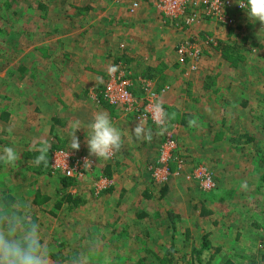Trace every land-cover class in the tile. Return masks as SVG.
<instances>
[{
  "label": "rangeland",
  "instance_id": "obj_1",
  "mask_svg": "<svg viewBox=\"0 0 264 264\" xmlns=\"http://www.w3.org/2000/svg\"><path fill=\"white\" fill-rule=\"evenodd\" d=\"M4 3L8 6H3ZM143 3L150 7L147 1ZM126 6L122 0H0V113H8L6 118L0 117V150L14 146L19 152L16 165L3 164L0 168V199L4 200L3 194H6L31 202L36 191L50 197L41 207H32L46 243L52 248V256L56 255L57 259L66 256L67 260L55 262L51 258L49 264H68L79 248L86 256L88 263L85 264L100 261L107 264L108 257L114 264H136L141 256L145 257L144 264H157L144 248H127L122 240L103 239L110 250L105 251L103 257L94 253L100 245L95 243L97 236L109 235L111 231L100 220L103 215L109 216L108 212L114 210L113 203L120 199L145 202L135 211L126 213L125 218H136L147 210L148 203L155 206L154 211L163 205L165 210H175L180 217L172 218L175 264L196 263L190 260L189 253L205 233L209 234L212 247L222 250L214 253L212 259L213 250L204 252L202 264L209 259L206 264H225L229 259L234 264H264V235L253 227V223L259 225L264 218L263 212H257L264 207V191L257 190L264 166L256 156L257 152L264 156V25L252 23L245 11L232 14L234 21L229 26L216 23L202 16L203 4H200L201 15L191 26L153 11L157 18L153 23L164 31L170 43H165L167 46L162 49L142 51L152 63L145 60L146 64L143 59L125 55V47L128 45L131 49V43L113 38L123 39L122 35L129 30H143V20L136 25L128 24L129 20L124 17ZM220 31L225 36L221 43L234 46L232 57L228 54L234 66L222 58L217 48L221 38H216L215 33ZM209 38L214 41L209 42ZM185 41L194 43L199 55L179 64L170 54ZM142 44L146 47L148 43ZM206 59L211 64H207ZM117 62L135 77L152 68L154 88H167L166 93L160 95L161 106L165 107L164 127H155V124L149 127L151 123L124 110L114 107L110 110L102 100L99 92L107 80L106 69ZM18 67L25 70L20 72ZM212 72L215 77L221 75L218 90ZM71 93L76 97L72 95L69 100L66 96ZM197 93L200 96L193 100ZM171 101L174 106L168 105ZM54 108H59L55 115L65 124L52 127L46 119L53 115ZM182 110H188L192 119L180 134L181 129L178 131L174 125ZM100 111L106 112L121 129L122 147L109 159L95 157L92 175L74 188L84 203L72 210H55L54 204L70 185L65 189L64 178L51 171L35 175L32 171L35 159L26 158L25 152L49 151L50 161L57 149L89 152L87 126ZM202 112H206V116L199 114ZM89 117L91 121L87 120ZM203 117L207 124L203 123ZM77 124L81 127L75 132L80 147L70 149ZM137 126L144 129L140 137L132 131ZM222 127L225 128L223 133L220 132ZM198 131L203 133L198 137L204 141L196 149V140L194 147L188 143L197 137ZM166 135L175 143L169 155L163 149ZM146 136L150 138L148 141L144 139ZM211 136L225 137V151L221 150L222 145L212 146L207 142V137ZM247 137H253L252 141H245ZM214 149L222 155L217 160L220 164L216 170L208 166L210 152ZM199 156L203 159L198 160ZM107 165L115 177H108L110 186L97 193L94 182ZM205 175L210 177L214 187L207 189ZM164 182L171 189L158 199ZM146 188L153 198L146 199L142 194ZM201 206L210 211V215L202 216ZM128 210L126 208L125 212ZM136 220L141 226L146 223ZM165 231L170 233L169 228ZM92 233L96 234L94 240L88 237ZM188 235L189 239H185ZM156 236L159 244L153 251L163 256L171 240L162 231Z\"/></svg>",
  "mask_w": 264,
  "mask_h": 264
},
{
  "label": "built area",
  "instance_id": "obj_2",
  "mask_svg": "<svg viewBox=\"0 0 264 264\" xmlns=\"http://www.w3.org/2000/svg\"><path fill=\"white\" fill-rule=\"evenodd\" d=\"M127 3L126 11L133 14L138 10L143 0H122ZM152 9L166 19L180 20L184 26H191L201 15L200 4H203L202 16L213 20L216 23L230 25L234 18L232 14L241 13L244 10L236 3V0H145ZM215 23V24H216ZM213 42L212 38L208 39ZM176 60L183 64L187 59L198 57L199 50L196 45L188 41L181 42L175 49ZM107 80L103 84L99 94L109 106L124 110L135 118L155 124L157 127H164V109L161 106L160 95L167 88L160 90L154 88V84L149 78L134 77L130 71H127L123 65L113 63L106 69ZM152 86V87H151ZM175 147L174 141L166 135L163 142V149L168 153ZM95 157L88 151H75L66 149H57L53 151L50 161V171L60 174L72 182L68 191L75 194L74 188L85 178L92 175L95 169ZM169 156L166 158V161ZM166 163V161L163 159ZM155 179V178H154ZM156 180V179H155ZM204 185L208 184L207 189L214 187L210 177L205 175ZM104 186H100V185ZM111 181L108 177L99 175L94 185L97 187V193L110 186Z\"/></svg>",
  "mask_w": 264,
  "mask_h": 264
},
{
  "label": "clouds",
  "instance_id": "obj_3",
  "mask_svg": "<svg viewBox=\"0 0 264 264\" xmlns=\"http://www.w3.org/2000/svg\"><path fill=\"white\" fill-rule=\"evenodd\" d=\"M252 23L264 25V0H236ZM70 139V149H79L80 142L75 132ZM140 137L141 126L133 130ZM87 146L90 154L109 159L122 147L123 133L110 116L103 111L95 114L87 126ZM19 152L14 146L0 150V162L7 166L17 164ZM52 248L46 243L32 204L27 199H0V264H49ZM86 256L78 253L68 264H85Z\"/></svg>",
  "mask_w": 264,
  "mask_h": 264
},
{
  "label": "crops",
  "instance_id": "obj_4",
  "mask_svg": "<svg viewBox=\"0 0 264 264\" xmlns=\"http://www.w3.org/2000/svg\"><path fill=\"white\" fill-rule=\"evenodd\" d=\"M153 11H154V9H152L151 6L148 7L145 3H143L141 5L140 9L136 10L133 14L127 13V15L124 16L127 21L129 20L128 21V24H130V25H136L137 24L136 22L143 20L142 21V24L144 25V26H142L143 27L142 28L143 30H140V31L135 30V29L134 30H129L127 33H125L124 35H122V38L123 39H121V37H118L117 38V37H114L113 36V38H114L115 41L116 40H118V41L120 40V41L124 42V40H125L127 43H131L132 44V45H130V46H132L131 49H130V48H128V45L125 43L127 45L125 47V50H124L125 52L123 51L125 53V55H127L128 57L129 56H131V57L133 56L136 60H137V58L143 59L144 61L146 60L149 64H152V63L148 59V57L146 55H144L145 49L146 48H148V49H151V48L162 49V48H164V47L167 46L165 43H170L168 41V39L167 40L165 39L164 31L162 29H160L157 26L156 23H153V21L157 20V18L155 16L156 13H154ZM145 22H149V23L146 24ZM153 24L155 26H157V27H155ZM146 27H150V29L149 28L147 29ZM142 32H145L144 33L145 35H143ZM215 34H216V38H219V37L221 38V40H219V43L225 41V36H222L223 35V32L222 31H220L219 34H217V33H215ZM142 43H148V44L145 47L144 44H142ZM221 44H225V43H221ZM175 49H176V47H175ZM175 49H173V51L171 52L170 56L176 57ZM142 51H144V53H142ZM161 54H163V53H161ZM219 57H220V54H219ZM146 61H145V63L148 64ZM205 62L207 64H211V61L210 60H207L206 59ZM213 72H212V76L214 78L215 77V73H213ZM204 78L205 77H203L201 80H203ZM220 78H221V75L220 76L218 75V76L215 77V82H216V86H217V87H215L216 90H218L221 87ZM80 80H81V78H80ZM67 90H68V88H67ZM61 92H62V90H61ZM89 94H90L91 97L94 96V95H91L92 94L91 92H89ZM72 95L74 97H76V95L74 93L68 94L66 97L69 100H71V96ZM55 96H57V94ZM197 96H200L199 93H197V94L194 95L193 100H196L195 97H197ZM47 97L53 98L51 96H47ZM96 97L97 96H95V98ZM79 99L80 98L78 97V100ZM92 99H93V101H95L94 98H92ZM97 101H98V99H97ZM46 104H48V103H46ZM57 104L60 105V102H57ZM79 104L82 105L81 104V101H79ZM166 105H167V103H166ZM168 105L169 106H174L175 103L173 101H171L170 103H168ZM82 108H83V105H82ZM164 108L165 107H163V109ZM58 110H59V108L52 109L53 115L52 116H49V117H46V119L49 120L52 123V125H51L52 127L55 124H60V123L61 124H65V122H63V120L58 115H55V114H58V112H59ZM110 110H112L111 106H110ZM182 113H181V115H185V116L188 115V116H190V113H188V110H185V111L182 110ZM199 114L201 116H206V112H204V113L202 112V113H199ZM223 118H225V114L223 115ZM164 119L166 121V118L165 117H164ZM191 119H192V117H190V120ZM53 120H56L55 121L56 123L53 122ZM87 120L91 121V117H89ZM203 123L207 124L205 117H203ZM187 124L186 123L185 124L175 123L174 126H175V128H178L177 129L178 131L181 129V131H179V132H180V134H183L184 133V130H182V129H183V127L186 128L185 126ZM128 126L129 125H127V127ZM149 127H153L152 123L149 125ZM155 127H157V126H155ZM220 132H222V133L225 132V128L222 127L221 130H220ZM187 133H188V130L185 131V136H186ZM194 133L195 132H193V134ZM199 134L201 136V134H203V133L198 131L195 134V136H197L196 137L197 139L194 137L193 140H190L189 143H188V144H191L193 146L194 145V142L196 140V142H197L196 149L198 148V145L200 143H203V141H204L203 139H200L198 137ZM148 138L149 137L146 136L144 139H146V141H148L147 140ZM207 138H208L207 139V142L208 143H212L211 144L212 146L217 145V144L218 145H222L221 150L225 151L223 149L225 147V146H223V145H225V137L218 138V137H214V136L212 137L211 136V137H207ZM210 153L212 154V156H210V164L208 166H209V168L211 167L212 170L213 169L216 170V167L219 166V164H220V161H217V160L218 159L220 160L222 158V155H219L218 154V149H214ZM193 157L195 159H197V157L195 155H193ZM201 159H203V156H199L198 157V160H201ZM110 174L112 175L110 177H113V178L115 177V175L112 172ZM165 183L166 182H164V184ZM119 188L122 190V187H119ZM168 189H171L170 186L168 187ZM129 195H130V193L127 194L126 197H128ZM158 201H160V200H158ZM139 204L143 205V204H145V202H139V201L136 202V201H133V200H130V199L129 200L120 199V200H116V202L113 203V209L114 210L111 213L108 212L109 213V216L108 215H103V217L100 220L101 224L105 225L104 227L111 229V231H109V235H106V234L105 235H101L100 234L99 236H97L98 238L96 239L97 241L95 243H100V245L96 247L97 249L94 252L96 255L98 253L99 255L101 254L102 257H103V255L106 256L105 255V251L110 250L109 247L106 246V242H104L103 239H105V240L112 239V240H116V241L122 240L124 242V245H126L127 248L128 247L129 248L138 247L139 249L144 248L146 250V249H151L152 248V250H156V248H157L156 244H159L158 243L159 242L158 241L159 240V237L156 236V235L159 234V233H161V231H162L163 234L165 233L166 237L168 236V233L165 230H163V228H162V226L165 225V221L162 220L160 222V219L156 215L157 212H161L162 213L163 210H165L164 209L165 205H163L164 207L163 206L162 207L159 206L158 209H156L154 211L153 208L155 206L152 203H148L147 204V206H148L147 210H144L142 212V213H145L146 212L147 213V216L142 217L143 219L142 218L140 219V220H145L146 221V223L143 224L144 226H141L140 223H137V220H136L137 217L136 218H133V217L125 218L124 217V216H126V213H130V212L135 211L134 209L137 208V206H139ZM126 208H129V210L125 212V209ZM174 212H175V210H174ZM106 217L109 218V219H107ZM108 220H110V221H108ZM92 224H94V222ZM97 225H100V224H97ZM137 228H140V229H137ZM143 235H145V238L143 237ZM88 237L90 238V240H94L95 237H96V234L95 233L94 234L93 233L92 234H89ZM101 240H102L103 244H101ZM143 242L145 243L144 246H143ZM148 242L151 243V244H153V245L148 244ZM90 243H91V241H90ZM100 248H101V252L99 251ZM135 249H137V248H135ZM80 250H81V248H79L78 253H80ZM117 252H118V250H117ZM156 254H158V253H156ZM138 255H140V253ZM108 256H109V254H108ZM116 256H118V254H116ZM159 256H161V255H159ZM108 258L109 259H108V263L107 264H113L110 261V257H108ZM90 260H92V259H90ZM85 263H88V262L85 261ZM89 263H91V262H89ZM99 264H105V263H102L100 261Z\"/></svg>",
  "mask_w": 264,
  "mask_h": 264
},
{
  "label": "trees",
  "instance_id": "obj_5",
  "mask_svg": "<svg viewBox=\"0 0 264 264\" xmlns=\"http://www.w3.org/2000/svg\"><path fill=\"white\" fill-rule=\"evenodd\" d=\"M3 6L7 7L8 3H4ZM217 48L221 52L222 58L225 61L229 62V64H231V66H234L233 59L231 60L230 57L228 56V54L230 53V55L232 57L234 46H231L229 44H221V43H219ZM117 63H119V62H117ZM24 70H25L24 67H18V71L22 72ZM151 70H152V68H149L147 71L140 73L141 75H139V76L143 77V78L153 79V77H152V75L150 73ZM165 93H166V91L164 92V94ZM111 108H113V107H111ZM7 116H8V113H6V112H1L0 113V117H2V118H6ZM178 117H179V119H178L177 123H179V124H185L186 123L187 124L188 121H190V117H192V116L191 115L190 116H188V115L187 116L180 115ZM55 121L56 120H53V122H55ZM171 121L174 122L175 120L172 119ZM252 138L253 137H247V139L245 141L250 142V141H252ZM256 156H257V159L259 160V162L264 166V156L260 152H257ZM25 157L26 158L35 159V161H34L35 164L32 167V171H33V173L35 175H41L43 173L46 174L48 171H50V166H49V163H50V152L49 151H45V150H36L34 152L33 151H26L25 152ZM2 165H3V163L0 162V168L2 167ZM95 167H96V165H95ZM100 172L101 173H99V174H102L103 176L110 177L111 171H110V168H109L108 165L103 167L102 171H100ZM153 181L155 183H157L156 180L153 179ZM71 184H72V182L70 180H68L67 178H64L63 186H64L65 189ZM167 190H168V185H166V184L162 185L159 188V192H158V197L157 198L161 199L162 197H164L166 192H167ZM257 190H258V192L259 191H264V168L261 170V174L258 177ZM142 194L145 196L146 199H151V198L154 197L153 194L151 193V191L149 189H147V188L143 190ZM3 195H4L3 196L4 200H9L10 201V200L13 199V197H11L10 195H6V194H3ZM49 200H50V197L48 195H45V194H42L39 191H36L34 196H33V198H32V200H31V204H32V206H34L36 208H39L42 205H44L45 203H47ZM262 201H263L262 204L264 205V198L262 199ZM82 203H84V201L81 198H79L76 195V193L73 194V193H70L69 191H64L59 196V198L56 201V203L54 204V209L55 210H60V209L72 210V209L76 208L77 206L81 205ZM257 212L258 213L259 212L260 213L263 212V214H264V207H263L262 210H258ZM210 213H211L210 211H208L203 206H201L200 214L202 216L210 215ZM156 215L160 219V222L162 220L166 222V220L168 219L167 224L165 223V225H163L162 228H163V230H165L166 228H169L170 233L168 234V236H169V240H171V242H169L166 251L163 253V256L157 255L152 249H146V250L144 249L145 253L152 255L155 258V260L157 261V264H175V259H174L175 248H174V240H173V238H175L173 229H175V228H174V221H173L172 218L179 219L180 217H179L178 214L174 213L171 210H169V211L168 210H163L162 213L161 212H157ZM145 216H147L146 212L145 213H141L140 215H137V218L141 219L142 217H145ZM170 219H172V220L170 221ZM260 224L258 225L256 223H253V227H254V229H257V230L261 231V233L264 235V218L260 220ZM208 235H209L208 233L203 234L199 238L198 245L191 247L189 256H190V260L193 259V262L194 261L196 262L195 264H202L203 263L202 256H203L204 252H208L210 250H213L214 251L213 254H210V258L212 259L214 257V253L221 252V250H222L220 247H216V248L212 247L210 241H208ZM185 237H186L185 239H189V235L185 236ZM60 245H62V244H60ZM52 258H53V260L55 262H58V261L61 262L63 260H67L66 256H61V258L57 259V256L53 255ZM144 258L145 257H142V256L139 257L137 259V263L136 264H144L143 263ZM209 261H211V260L210 259L207 260L206 263H208ZM225 264H234V262L231 259H229V260L225 261Z\"/></svg>",
  "mask_w": 264,
  "mask_h": 264
}]
</instances>
